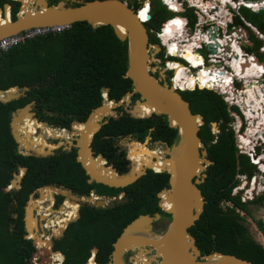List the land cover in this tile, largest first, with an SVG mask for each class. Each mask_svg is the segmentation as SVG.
<instances>
[{
	"label": "flooded vegetation",
	"instance_id": "flooded-vegetation-1",
	"mask_svg": "<svg viewBox=\"0 0 264 264\" xmlns=\"http://www.w3.org/2000/svg\"><path fill=\"white\" fill-rule=\"evenodd\" d=\"M57 1L58 0H49V3H56ZM83 1L86 0L71 3L75 5L80 4ZM179 1L182 3L179 5L175 2L178 7L176 10H173L167 4L162 3V0H159L158 6L160 7L154 9L152 0H149L148 14L150 15V18L144 23L147 34L149 35V43H152L150 41L151 37L156 38L155 32L159 31L165 34L163 28L165 24L169 23V21L175 18L186 20V23L180 28V33L177 32L179 29L173 30L172 32L175 31L174 33L177 35H173L172 37L167 35V38H174L175 42L179 43V47L181 45L190 46L196 53V59L201 58L199 64L194 65L196 63L192 62L189 54H186L189 57L188 60L184 56L186 51L182 50V53L176 51L175 53H180V57H177L171 55L172 52L169 51L167 46L160 44L158 50L154 47H151L149 50V72L159 83L167 84V86L172 87L178 92L188 102L189 108L193 114H199L202 117L198 136L203 142V148L207 151L206 158L209 160V163H203L204 169L202 170V173L205 174L204 177L198 176L192 179V182L196 187L200 189L199 184L206 179L207 170L215 164V159L210 157L213 156L212 151L214 148H212V145L217 143L223 134H229L230 137H233V143L235 146L233 150L237 164L236 173L233 179V188L238 185L240 190L235 193H232L231 191V196L239 198L240 201L243 202V208L235 207L236 212H233L232 216L244 227V230L239 234V239L243 236H249L264 248V189H257V185L264 184V174L259 176V165L258 163L252 162L251 156L248 153L251 152L254 160L258 158V162L264 163V158L260 159L261 154H264V141L259 137H252V144L243 147L245 143L243 136H245V132L247 131L248 123L240 111H237L238 108L235 109L233 106H228L222 96H220V98L225 103L227 114L224 111V107L219 104L212 103L213 108L209 107L210 103L204 102L202 100L203 98L199 99L197 90H201V88H199L198 85H193V82L197 81L199 75L207 70L210 71L207 72L208 77L210 74L215 73L217 80L221 81L223 84L227 85V82L231 83L229 80H226L224 74L227 75L226 73L229 71V62L232 59L239 57L238 55L240 54L253 55L255 59L258 58L260 63H262V61H264V31L260 30L256 25L245 18L241 9L246 7L242 3L240 6H237L236 2L238 0H195L194 3H190L189 0ZM65 2L70 3V1L67 0ZM131 2L140 6H143L145 3L143 0H131ZM233 2L236 7L232 6ZM259 11L260 10L257 12ZM160 15H163V18H159L160 20L158 22V16ZM152 20L155 25L157 22L159 23L157 29H154V27L149 24ZM247 22H249L250 25L247 24ZM258 41H261V44H258ZM233 44H236L238 48L240 47L239 51L236 49V51L234 50L232 46ZM207 54H212V58L207 57ZM85 55H88L91 58L100 59L102 56L116 55V53L93 51L85 53ZM167 63L170 65L174 63V66L178 63L175 67L176 70H168L169 65H167ZM89 66L90 67L85 71V74L99 72V69H96L93 64H89ZM179 66H182V68L180 69ZM177 68L179 71L182 69L184 71L182 73H177ZM185 73L188 76L187 79L182 85L178 84L179 76ZM191 79H193L192 82L190 81ZM199 79L202 81L204 80L203 77H200ZM189 84H191V87H189ZM235 84L241 85V83L238 82ZM251 84L252 81L248 83V85L246 84V86L251 88ZM232 85L234 86V84ZM29 89L30 87L24 91L25 94L23 96L26 95ZM99 91L101 95L99 104L91 107L90 110H88V107L84 102H81L82 91L74 90V92H69V90H65L64 87H62L61 89L49 90L46 94L48 99H45V96H41L21 106L15 107L10 111L8 126L12 138L10 145L13 155L10 159L8 169H5V173L9 172L11 175L6 183V190L12 192L11 200L7 207L11 218L9 222V231L18 230V223L15 221L19 219L22 220L23 232L19 241L30 240L37 257L27 258L26 256H30L33 253V250L25 248V244L21 241L20 246L23 247L21 248L22 252L29 264H54L52 259L54 252L62 254L60 264H63L65 254L57 247V244L63 238L68 226L76 221L83 212L92 215L96 212H102L101 210L119 207L130 201H137L139 208L144 210L148 209L151 205H155L154 199L157 197H159L157 205H160L158 204L159 201L162 200L163 197L165 198L169 196L170 174L168 171H162L167 173V178H162L161 184H164L161 186L160 191L151 192L147 189L143 195L137 191L135 192L134 188L131 190H127L126 188L135 184L136 181L143 175L147 174L149 170L154 172L158 171L145 168V173L138 179L121 187L107 185L90 175L87 169L88 167L104 173L125 174L134 171L136 168L135 165L141 161L139 157L141 155L142 146L144 149L150 151L145 158L149 159L150 166L155 168L158 165L157 163H159L157 162L158 157L156 152L159 157H168V153H163L161 148H166L174 142H172V140H167L171 135V130H167V127L170 126L165 114H155L156 116H152L150 120L134 122L136 117H133L130 114V110L133 108L135 100L139 98V94H133L130 97L129 102L125 101L121 104L112 105L111 100L114 98L109 97V89L108 91H102V87H99ZM40 94L41 93H37V95ZM117 100L118 99H115V101ZM196 103L201 108V112H194ZM27 104L30 105L27 110L30 114V119L37 123V127L34 130L32 120H30L33 129L31 138H37L39 136L41 127H48L54 132L55 136L53 137L52 134H50V136L44 135L47 144L51 146L50 148L46 146V149H43L42 151L29 149L30 154L25 155L21 151L26 149L21 147V144L17 142L12 134L11 120L12 112L16 111L17 108H24ZM137 108L144 111L146 110L143 107L139 108V106ZM239 115L241 116V119L239 118ZM209 117H216V119L211 120L208 119ZM232 117L237 119V123L234 125L229 124ZM140 118L143 117L136 119ZM19 122L20 121H18V123ZM21 122L19 125L24 126L25 123L23 124ZM175 129L177 130V128ZM24 131L30 133L28 129H22L20 130L22 135L20 134L19 136L24 138L29 144H36V140L30 142L29 138L23 135ZM158 135H162L163 139H158ZM241 135L242 137L240 138L239 136ZM228 138L229 137H227V139ZM154 146H157V148L154 149ZM135 152L139 155L135 162L136 164L132 160L135 157ZM38 153L40 155H37ZM18 154L28 158H36L37 168L35 173H37L42 180L48 178L50 181H43L32 188L27 194L23 191L22 193L15 195L14 193L21 190L22 182L26 174L29 173L28 166L17 158ZM61 155L65 157V159L61 161V166H64L68 183L59 180H52V177L55 174L56 165H59L55 158ZM72 168L74 171H71ZM196 179H201V182L196 183ZM34 182L37 183L36 180H34ZM34 182H31V184H34ZM254 184L256 185V188L251 190L253 192L251 193V197H249V195L245 193L254 186ZM46 187L60 189V191L53 192L52 200H42L40 189ZM65 191L69 192L70 200L75 201L78 206L76 213L66 223L62 231L59 233V236H55L52 235V231L56 227L54 226L55 222H49V220L56 215L55 212L66 202L67 195L64 193ZM200 192L202 194L201 189ZM202 196L204 198L203 194ZM242 197H244L246 201H242ZM223 202L227 203L226 206H235L229 200H224ZM159 208L160 211H154L151 214L146 212L141 213L153 215L155 212H158L160 214V217L152 223L153 227L157 220H165L166 226L171 219V215L168 212L164 211L161 207ZM261 209L263 212H261ZM27 211L28 214H26ZM31 216L35 218V225L31 226L29 230L26 228L25 219L28 218L30 220ZM30 232L40 236L42 235L41 238L50 237L51 253L45 254L47 259L46 262H44L42 258V248L34 244ZM115 240L112 242V249L108 254V260L103 264H108L112 261V251L114 249L113 243ZM194 243L196 244L195 237ZM143 248L147 249L148 246ZM147 257L148 254L140 256L138 248L128 249L123 255V261L124 264H135L136 259H139V261H137L138 264H141L142 261L148 263ZM90 258L93 259L94 263L100 264L96 252L91 253L88 259L81 264L88 262Z\"/></svg>",
	"mask_w": 264,
	"mask_h": 264
},
{
	"label": "trees",
	"instance_id": "trees-1",
	"mask_svg": "<svg viewBox=\"0 0 264 264\" xmlns=\"http://www.w3.org/2000/svg\"><path fill=\"white\" fill-rule=\"evenodd\" d=\"M5 2L11 4V18L14 19L15 12L18 10V2L0 0V8H3ZM147 3L149 4V2ZM29 4L30 1L26 7H29ZM143 8L144 5L138 9L143 11ZM246 9L256 14V17L264 18V9L259 12ZM8 18H10L8 10H6L4 15L0 14V20L7 21ZM247 20L256 25L255 19ZM149 24L155 26L153 20ZM257 27L264 31V24ZM150 41L158 43L156 38L151 37ZM93 51L102 53L115 52L116 55L102 56L100 59L85 55V53ZM186 58L189 60L188 56ZM89 64H93L96 69H99V72L85 74V71L90 67ZM126 64L127 40H119L110 25L92 27L86 21L74 22L69 29L60 34L34 37L0 54V89L5 90L11 86L30 87L26 95L17 100L10 102L0 101V264H29L22 252L21 241L25 244V248L33 250V253L26 257L37 258L30 240L19 241L23 232L22 220L15 221L18 223V230L9 231L11 218L7 207L11 200L12 192L6 190V183L11 175L9 172L5 173V169H8L13 155L10 145L12 138L8 126L10 111L41 96H45V99H48L46 94L49 90L61 89L62 87L65 90H69V92H74V90L82 91L81 102L86 104L88 110L99 104L101 98L99 87H109V97L119 99L127 90L132 88L130 78L124 77ZM179 67L180 69L182 68V66ZM183 71V69L179 71L177 68V73H182ZM13 90L15 89L12 88L9 92ZM197 91L199 99L203 98L204 102L210 103L209 107L213 108L212 103L219 104L224 107V111L227 114L225 103L219 94L207 89ZM37 93L41 94L37 95ZM233 107L237 109V107ZM201 111V108L196 103L194 112ZM237 111L239 110L237 109ZM152 116L156 115L152 114L140 119L135 118L134 122L150 120ZM208 119L215 120L216 117H209ZM21 123H25V125H21L19 129H28L30 132L24 131L23 135L28 137L30 142L36 140L34 137L31 138L33 129L30 118L28 117L27 120ZM45 128L42 127L43 131L47 130ZM168 129L171 130V135L167 140H172L173 142L177 138V130L167 127ZM40 134H43L40 135L42 137L44 135L50 136L48 132L43 133L40 131ZM52 134L55 136L54 132ZM227 137L229 138L227 139ZM157 138L161 140L163 136L158 135ZM36 142L38 143L37 140ZM45 144L46 146L48 145L47 142ZM212 148H214L212 151L213 156L210 157L215 159V164L207 170L206 179L199 184L205 199L204 208L199 218L189 228V232L195 237L196 245L201 249L202 253L220 251L246 259L249 264H264V248L249 236H243L239 239V234L244 230V227L232 216V213L236 212L235 207L243 208V202L239 198L231 196L237 166L233 150L235 148L233 137H230L229 134H223L219 141L212 145ZM134 156L132 160L135 163L139 155L135 152ZM17 158L28 166L29 173L26 174L22 182L21 190L14 193L15 195L23 191L27 194L43 181H50L48 178L42 180L35 173L37 168L36 158H28L20 154L17 155ZM55 159L59 165H56L52 180L68 183L64 166H61V161L65 157L61 155ZM160 161L161 159L158 158L157 162ZM71 171H74V169L72 168ZM166 176L167 173L165 172L149 170L135 184L128 186L126 189L131 190L134 188V191L141 195L145 194L147 189L151 192L160 191L161 186L164 184H161L162 178H167ZM31 182H34V184H31ZM41 199L50 200V194L41 193ZM158 200L159 197L154 199L155 205H151L144 210L139 208L137 201H130L119 207L101 210L102 212H96L92 215L83 212L76 221L68 226L63 238L57 244V247L65 254L63 264H81L88 259L91 253L95 252L98 255V262L100 264L105 263L112 249V242L122 228L138 214L145 212L151 214L154 211H160V206L157 205ZM224 200L231 201L235 206L225 205L223 207L221 202ZM77 206L78 204L75 201H71L69 196H67L66 202L60 208H67L68 212L62 211L60 217L54 215L49 220V222H55L54 226L56 227L54 230L60 226L61 222H63L64 226L66 225L76 213ZM33 222H35V218H33ZM63 228L57 229L54 235H59ZM49 240L51 239L48 236L47 245H49ZM42 250L44 253L49 251L46 246ZM54 256L55 264H60L62 254L55 252ZM90 260L94 263L92 258ZM89 261L84 264H89Z\"/></svg>",
	"mask_w": 264,
	"mask_h": 264
},
{
	"label": "water",
	"instance_id": "water-1",
	"mask_svg": "<svg viewBox=\"0 0 264 264\" xmlns=\"http://www.w3.org/2000/svg\"><path fill=\"white\" fill-rule=\"evenodd\" d=\"M12 1L19 4L14 19L11 18L9 2H5L3 8H0L1 15H4L8 10L10 17L6 22H0V38L33 26L71 25L78 21H86L92 27L110 25L119 40H127V64L124 77L130 78L132 83V88L127 90L117 101L111 100L112 105L129 102L133 94H139V98L135 100L134 106L130 110L133 117L165 114L169 126L177 128V138L165 148L164 151L169 156L162 159L159 170L168 171L170 174L169 196L163 197L158 204L171 215V219L163 231L157 232L153 229L152 223L160 217L158 212L153 215L140 214L135 217L124 227L113 243L112 261L108 264H124V253L128 249L136 248L139 249V254L151 249L154 255L150 258L156 260L155 264H249L246 259L233 254L219 251L201 253L194 243V237L188 232V228L202 213L205 203L200 189L192 182L194 177L205 176L202 173L203 163H209L206 158L207 151L203 148V142L198 136L202 117L199 114H193L188 102L178 92L167 84L159 83L149 72V50L151 46L158 50L159 45L158 43H149V35L135 8L122 0H86L78 5L71 3L78 0H67L70 3H66V0H58L56 3H49V0H30L29 6L34 7V10L23 11L24 5L21 0ZM261 9L263 7H259V10ZM147 17L150 18V15L147 14ZM12 88L15 91L10 93L9 90ZM27 89L26 86L0 89V93L6 94L5 97L0 96V101L9 102L19 99ZM108 89V87H102V91H108ZM138 106L145 108V112L138 109ZM29 107L30 105L27 104L24 108H17L12 112V134L20 144L16 122L20 121L24 112L30 115L27 111ZM23 109L26 110L23 112ZM262 135L264 136V132ZM21 147H23L22 144ZM21 152L25 155L30 154V150ZM139 163H135L134 171L125 174L104 173L89 167L87 169L90 175L98 181L110 186L121 187L138 179L145 173V168L155 170L150 166V160ZM195 182H201V179H196ZM68 191L70 192L69 189ZM25 220L26 228L30 230L32 225H29L28 218ZM33 235L34 237L31 238L36 245V239L40 237L37 234ZM48 243L51 246L50 240ZM145 246L148 248L144 249ZM41 252L42 258L46 262V253H43V250ZM142 264L152 263L149 260L148 263L142 261Z\"/></svg>",
	"mask_w": 264,
	"mask_h": 264
},
{
	"label": "bare ground",
	"instance_id": "bare-ground-1",
	"mask_svg": "<svg viewBox=\"0 0 264 264\" xmlns=\"http://www.w3.org/2000/svg\"><path fill=\"white\" fill-rule=\"evenodd\" d=\"M22 2H23V11H33L34 10V7L33 8H31L30 6L29 7H26L27 6V3L30 1V0H21ZM260 2V0H257V1H250V0H244V3L248 6L249 4H252V5H259L258 3ZM233 6V5H232ZM251 8V7H250ZM221 9V8H220ZM140 12H141V10L138 12L139 13V17H140ZM219 16V15H218ZM215 17V16H214ZM213 17V18H214ZM6 22V20H0V22ZM170 29H171V31L169 32V33H165V34H163L162 35V37H163V40H164V44H166L167 45V47L168 48H170V47H172L173 45H174V51L175 50H177V51H179L180 53H182V50H184V51H186V53L184 54V56L185 57H187L186 56V54H189V56L191 57V60H192V62L194 63H196V64H194V65H198L199 64V61H200V59L201 58H197L196 59V57H195V52H194V50L190 47V46H186V45H181L180 47L178 46L179 45V43L177 42H175V39L173 38V39H171V38H167V35H170V37H172L173 35H177L176 33H174V32H172L173 30H176L177 28H176V25H172L171 27H170ZM177 32H179L180 33V29L179 30H177ZM178 33V34H179ZM181 35V34H180ZM179 37V36H178ZM182 37V36H181ZM176 38V37H175ZM202 38V37H201ZM234 38V37H233ZM183 39V38H182ZM190 39V38H189ZM229 40V39H228ZM223 43H224V41H223ZM232 43V42H231ZM219 44H220V42H219ZM229 44V43H228ZM186 46V47H185ZM233 46V48H234V50L235 49H237L238 47H237V45L236 44H233L232 45ZM231 47V46H230ZM240 48V47H239ZM238 48V49H239ZM183 51V52H184ZM236 51V50H235ZM242 53V52H241ZM234 54V53H233ZM241 56H239V57H237V58H235V59H232L230 62H229V64H228V66L231 64V66L236 70V72L238 73V74H241L240 76H241V80H243L244 81V84H245V87L246 88H248L247 86H246V83H247V81H248V79L250 78V79H259L258 78V76H260V72L261 71H259V69L260 68H264V64H262V63H259V62H257V59H255V57H253V56H251V55H249L250 57H251V59H249L248 57H243L242 56V54H240ZM229 57H230V55H229ZM231 59V58H230ZM239 59V61H237ZM243 61H245V63L244 64H242L241 62H243ZM178 64V63H177ZM176 64V65H177ZM170 65V64H169ZM253 65H255L256 67H253ZM240 66H241V71L239 70L240 69ZM245 66V68H244V70H243V67ZM175 70H176V68H175ZM216 70V69H215ZM228 70H230V69H228ZM207 72H210L209 70H207L206 72H204V73H202V74H200L199 75V78L200 77H203L204 78V80H203V84H207V85H209V86H212V84H211V82L209 81L208 82V80H210V78L211 77H213V75L215 74H210V76L208 77V73ZM227 74V73H226ZM185 75L187 76V74L185 73V74H183V75H181L182 77H185ZM181 76H179V78L181 77ZM188 77V76H187ZM186 77V78H187ZM227 77H229L228 75H227ZM193 80V79H192ZM213 81L214 80H217V77H213V79H212ZM187 82V81H186ZM177 83V82H176ZM186 84V83H185ZM248 85V84H247ZM252 87L251 88H248L247 89V91L245 92L246 93V98L244 99H242V108L244 109V111H246V121L249 123V126H248V129H247V131L245 132V136H243V138L245 139V143H244V145H243V147L244 146H248V145H251L252 143H251V138L252 137H255V138H257V137H259L260 139H262L263 141H264V136L262 135V133L264 132V92L263 93H260L259 92V85H258V82L256 81V83L254 82V81H252ZM15 90H13V91H10V93H13ZM106 94V93H105ZM3 95V97H5L6 96V94L5 93H0V96H2ZM243 97V96H242ZM26 109H23V112L25 111ZM145 112V111H144ZM28 117L30 118V116L27 114V112H24V114H22V118L20 119V122L21 121H25V120H27L28 119ZM30 120H32V119H30ZM20 122L18 123V121L16 122V128H17V134L18 135H20ZM41 138H42V140L43 141H45V139H44V137H42V136H40ZM240 137H242V135L240 136ZM22 137H19V139H20V141H21V144H22V146H24V148H27L28 147V144H27V141L25 140V141H23L22 139H21ZM242 138V139H243ZM242 139H241V141H242ZM240 141V140H239ZM240 143V142H239ZM242 145V144H241ZM165 148V147H164ZM156 154H157V157H158V153L156 152ZM263 159L264 158V154H262L261 155V157H260V159ZM163 159V158H162ZM149 159H143V160H141L140 162L142 163V162H144V161H148ZM258 163H260V162H258ZM138 164H140V163H138ZM158 165L154 168L156 171H159L160 169H161V165H162V160L159 162V163H157ZM167 164V163H166ZM264 165V164H263ZM136 166V165H135ZM262 167H264V166H262ZM258 183V182H257ZM256 188V185L254 184V186H252L245 194H248L249 195V197H251V193L253 192V191H251V190H253V189H255ZM257 189H259V190H263L264 189V187H262L261 185H257ZM54 191H56V192H58V191H60V189H53V188H48V187H46V188H43V189H40V193H47V192H49V194H50V200H51V195H52V193L54 192ZM67 196H70V194H69V192H67V191H65L64 192ZM31 206V205H30ZM35 210V209H34ZM62 211H65V212H68V209L67 208H59V210H57L55 213H56V217H60V215H61V213H62ZM46 213V212H45ZM38 214V213H37ZM41 214V213H40ZM47 214V213H46ZM33 218L34 217H30V220H29V225H35L34 223L35 222H33ZM40 220V219H39ZM63 226H64V224H63V222H61L60 223V226L59 227H57L55 230L53 229V231H52V235H54V233H55V231L57 230V229H60V228H63ZM34 233H32V232H30V236L32 237H34V235H33ZM47 235V234H46ZM42 236V235H41ZM41 236L39 235V239H36V245L38 246V247H41V248H44L45 246L46 247H48V254H50L51 252V249H50V246L49 245H47V239H48V237H45V238H41ZM44 253V252H43ZM54 254H55V252L53 253V263L55 264V256H54ZM57 254V253H56ZM137 256V255H136ZM143 257V256H142ZM137 261H139V259L137 260L136 259V263L135 264H137L138 262ZM142 261V260H141ZM147 261H148V259H147ZM51 262V261H50ZM92 264H95V263H92ZM141 264H142V262H141Z\"/></svg>",
	"mask_w": 264,
	"mask_h": 264
},
{
	"label": "built area",
	"instance_id": "built-area-1",
	"mask_svg": "<svg viewBox=\"0 0 264 264\" xmlns=\"http://www.w3.org/2000/svg\"><path fill=\"white\" fill-rule=\"evenodd\" d=\"M124 1V3L131 5L132 8H135V10H137V13L139 12L140 5L134 4L133 2H131V0H122ZM173 3L177 2L179 5L182 3L179 0H172ZM241 0H238L236 2L237 6H240L241 3L245 6L246 4L243 2H241ZM162 3H164V0H162ZM145 4V3H144ZM233 5H235V3L233 2ZM139 6V7H138ZM149 12V9H148ZM147 12V14H148ZM141 20V19H140ZM148 19L146 21L141 20L142 23L147 22ZM247 24L250 25L249 22H247ZM70 25L69 24H52V25H42V26H33V27H29L27 29H24L20 32L14 33V34H10V35H6L0 38V54L2 52L7 51L8 49H10L11 47L15 46V45H19L22 43H25L27 40L32 39L34 37H38V36H43V35H47V34H60L62 32H64L65 30L69 29ZM163 33L162 32H155V37L158 40V45H163V46H167L166 44H164V40L162 37ZM196 54V53H195ZM171 55L180 57V53H171ZM211 56H213L212 54H207V57L212 58ZM241 56V55H239ZM243 57H250L248 54H242ZM253 56V55H251ZM254 57V56H253ZM257 59V62L260 63V61ZM239 61V59L237 60ZM242 64L245 63V61L241 62ZM262 63L264 64V61H262ZM167 65H169L167 63ZM173 65V64H172ZM230 70L227 71V75H229V77H225L226 80H229L231 83L227 82V85L223 84L221 81L219 80H212L213 77L210 78V81L212 86H209L207 84H203V86L201 85V81L199 78H197V81H194L193 85H198L199 88L201 89H209V90H213L216 91L217 94H219L220 96H222V98L226 101V104L228 106H237L240 108L241 112L244 114L245 118H246V111H244V109H242V99L245 97H242L243 94H245V92L247 91V88L245 86H243L244 81L241 80V74H238L236 72V70L231 66V64L229 65ZM245 66L243 67L244 70ZM241 66H240V71H241ZM168 70L175 71V66L170 67V65L168 66ZM187 76L185 75V77H180L178 80V84L182 85V83L187 79ZM259 79H248L247 83H250L251 81H254L256 83V81L258 82L259 85V92L263 93L264 92V72H260V76H258ZM193 80H191L192 82ZM241 83V85H236L235 83ZM234 84V86L232 85ZM249 155L251 156L252 162L254 163H258V158L257 159H253L251 152H248ZM262 155V154H261ZM264 163H258L259 168H260V174L259 176L264 174ZM262 187H264V184L261 185ZM239 186L236 185L233 189H232V193H235L237 191H239ZM242 201H246V199L244 197L241 198ZM251 199V198H250Z\"/></svg>",
	"mask_w": 264,
	"mask_h": 264
},
{
	"label": "rangeland",
	"instance_id": "rangeland-1",
	"mask_svg": "<svg viewBox=\"0 0 264 264\" xmlns=\"http://www.w3.org/2000/svg\"><path fill=\"white\" fill-rule=\"evenodd\" d=\"M78 1H80V0H78ZM253 2L254 1H257V0H252ZM147 2H149V0H147ZM145 3H146V0H145ZM241 3V2H240ZM262 3H264V0H260V2L258 3L259 5L260 4H262ZM148 4V3H147ZM152 4H153V6H154V9H157V8H159L160 6H158V4H159V0H152ZM145 5V4H144ZM247 6V5H246ZM248 7V6H247ZM249 8V7H248ZM153 9V10H154ZM263 9H264V7H263ZM263 9H261V10H263ZM242 10V13L245 15V18L246 19H249V20H253V19H255V22H256V25L257 26H261V25H263L264 24V18H260V17H256V14H253V13H251L249 10H247L246 8H242L241 9ZM251 10V9H250ZM260 10V11H261ZM251 11H253V10H251ZM162 19L163 18V15H160V16H158V22H159V20L160 19ZM157 22V24L155 25V26H153L154 27V29H157L158 28V23ZM173 24H171V25H169L170 27L172 26ZM144 26H145V24H144ZM262 41V40H261ZM261 41H258V44H261ZM151 47H153V46H151ZM177 50H175V51H171L172 53L173 52H176ZM187 56V55H186ZM249 58V57H248ZM251 58V57H250ZM229 69H230V67H229ZM229 76V75H228ZM213 77H215V74L213 75ZM224 77H227V75H225L224 74ZM244 84V83H243ZM244 86H245V84H244ZM248 89V88H247ZM243 97H245L246 98V93L245 94H243L242 95ZM239 109V108H238ZM243 109V108H242ZM32 123H33V126H34V130H35V128L37 127V123L35 122V121H33L32 120ZM237 123V119L236 118H233L232 117V119L230 120V122H229V124H231V125H234V124H236ZM248 123V122H247ZM248 126H249V123H248ZM45 129H47L46 131H43V129H42V127H41V132H43V133H46V132H48V133H50V134H52L51 133V130L48 128V127H46ZM248 129V128H247ZM21 134V133H20ZM22 135V134H21ZM40 135H43V134H39V136L36 138V140L38 141V143L36 142V144H29V143H27L28 144V147L27 148H25L26 150H29V149H32V150H34V151H42L43 149H46V144H45V142H46V140L45 141H43L42 140V138L40 137ZM243 135V134H242ZM52 136L54 137V135L52 134ZM240 137V136H239ZM241 138V137H240ZM23 141H25V139L24 138H21ZM241 144V143H240ZM48 146V148H50L51 146L50 145H47ZM24 147V146H23ZM143 148V149H142ZM142 148H141V155H140V159L141 160H143V159H145V156L148 154V153H150V151H148V150H146V149H144V147L142 146ZM157 148V146H154V149H156ZM159 148H161V147H159ZM165 148H161V151L163 152V153H166L165 151ZM158 158H160V159H162V157H159L158 156ZM227 203L226 202H221V205L224 207L225 205H226ZM261 212H263V210L261 209ZM165 220H157L156 222H155V224H154V227H153V229L155 230V231H157V232H161V231H163V229L165 228ZM47 243V242H46ZM149 254V256H148V261L147 262H149V260H150V262L152 263V264H155L156 263V260L155 259H151L150 258V256H153L154 255V252L151 250V249H148V251L147 252H144V253H142V254H139L140 256L141 255H145V254Z\"/></svg>",
	"mask_w": 264,
	"mask_h": 264
},
{
	"label": "clouds",
	"instance_id": "clouds-1",
	"mask_svg": "<svg viewBox=\"0 0 264 264\" xmlns=\"http://www.w3.org/2000/svg\"><path fill=\"white\" fill-rule=\"evenodd\" d=\"M143 1H145V0H143ZM189 2H190V3H194L195 0H189ZM241 2H243V0H241ZM164 3L167 4V5H168L171 9H173V10H176L177 7H178L175 3L172 2V0H164ZM129 6H131V5H129ZM138 7H139V6H138ZM233 7H236V5H233ZM245 7H246V8L249 7L248 9H251V10H253V12H255V11H258V10H259V7H264V3H262V4H260V5H252V4H249L248 7H247L246 5H245ZM250 7H251V8H250ZM148 9H149V5H148L147 2H146L145 5H144V8H143V11L140 12V19H141V20H144V21H146L147 19L149 20V18H148L147 15H146V13L148 12ZM184 23H186V20H181V19H179V18H175V19L169 21L168 24H165V26H164V28H163V32H164V33H169V32L171 31L169 25H171V24L176 25V28H177V29H180L181 26H182ZM70 26H71V25H70ZM69 28H70V27H69ZM236 50L239 51L238 48H237ZM169 51H170V52H171V51H174V45H173L172 47L169 48ZM249 59H251V58H249ZM173 66H174V65H170V67H173ZM253 67H256V66L253 65ZM259 71L264 72V68H260ZM225 82H227V81H225ZM203 83H204V82L201 81V85H202V86H203ZM189 87H191V84H189ZM9 102H10V101H9ZM235 107H237V106H235ZM237 108H239V107H237ZM239 111H240V113L244 116V114L241 112L240 108H239ZM244 117H245V116H244ZM239 118L241 119V116H240V115H239ZM261 140H262V139H261ZM89 264H92V261H91V260L89 261Z\"/></svg>",
	"mask_w": 264,
	"mask_h": 264
}]
</instances>
